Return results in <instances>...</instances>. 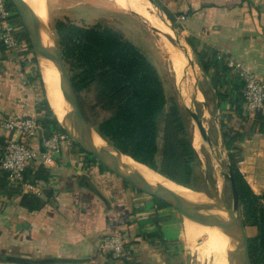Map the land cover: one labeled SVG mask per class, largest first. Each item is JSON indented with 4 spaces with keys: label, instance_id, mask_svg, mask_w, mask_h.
<instances>
[{
    "label": "crops",
    "instance_id": "obj_1",
    "mask_svg": "<svg viewBox=\"0 0 264 264\" xmlns=\"http://www.w3.org/2000/svg\"><path fill=\"white\" fill-rule=\"evenodd\" d=\"M119 1L123 4L120 8L138 18L133 13L135 9L151 14L156 10L161 18L160 12L164 11L173 19L172 23L167 20L169 25L177 28L178 38L184 39L193 56L192 47L210 57L221 55L223 72L219 74L218 89L205 74L203 92L207 91V100L199 89L203 104L205 100V106L219 114L220 127L221 116L225 123L233 116L229 105L239 95L236 77L226 62L240 61L264 83V0H194L195 5L182 21L178 15L187 8L185 0ZM22 31L17 25L16 35L22 38ZM27 55L24 49L14 51L0 45V118L43 116L37 103L44 89L35 76L36 72L40 76V64L36 56L33 62ZM253 123L254 119L248 135L234 151H238L239 172L252 191L261 195L264 133L255 132ZM42 136L44 131L34 140L38 146ZM0 137L9 139L16 135L0 131ZM90 158L74 147L63 151L51 164L30 162L24 178L37 186V192L22 191L16 183L0 180V264H20L5 260L7 255L55 259L30 264H180L176 242L171 241L178 238L181 213L156 206L149 196L136 193ZM27 194L41 201L37 210L28 211L21 206V198ZM112 204L117 205L123 217L120 230L125 239L124 253L117 258L99 249Z\"/></svg>",
    "mask_w": 264,
    "mask_h": 264
},
{
    "label": "trees",
    "instance_id": "obj_2",
    "mask_svg": "<svg viewBox=\"0 0 264 264\" xmlns=\"http://www.w3.org/2000/svg\"><path fill=\"white\" fill-rule=\"evenodd\" d=\"M7 7L14 10L9 0ZM162 13L172 23L173 19L164 11ZM14 17L22 26L18 16ZM54 30L75 94L95 78L100 77L103 80V105L108 104L110 114L95 124V130L100 137L128 154L134 161L150 167L170 180L192 187L198 155L187 137L183 115L175 101H172L164 120L162 146L159 147V117L166 105V98L161 78L151 61L120 32L99 23L82 27L70 21L58 20L54 24ZM17 37L27 44V56L35 62L25 30L22 31V38L18 35ZM188 44L192 47L191 43ZM192 50L201 71L210 79L213 87L218 89L219 74L220 71L223 72L221 63L214 55L210 57L193 47ZM35 76L41 83L38 72ZM236 84L239 90L238 82ZM37 106L43 115L37 120L45 136L55 131L64 133L43 90ZM263 110L245 109L239 91L228 109L233 112V116L228 117L226 123L221 116L220 123V140L228 152V165L234 175L238 212L247 236L251 264H264V188L261 195L252 191L236 166L235 157L238 151L234 150L238 149L240 141L248 135L252 119L255 132L264 133ZM4 140L6 138L0 137V141ZM74 146L78 147L75 143ZM78 149L85 154L79 147ZM159 151L161 158L158 162ZM90 160L104 168L94 158L91 157ZM135 192L144 194L138 190ZM150 199L158 207H169L160 200L152 197ZM21 206L33 211L41 206V201L37 196L27 194L22 196ZM175 242L176 240L171 241Z\"/></svg>",
    "mask_w": 264,
    "mask_h": 264
},
{
    "label": "rangeland",
    "instance_id": "obj_3",
    "mask_svg": "<svg viewBox=\"0 0 264 264\" xmlns=\"http://www.w3.org/2000/svg\"><path fill=\"white\" fill-rule=\"evenodd\" d=\"M27 1L34 14H36L37 12L35 10L37 8L36 6L41 9V14L37 12L39 16L37 14L35 16L37 18H41V20L44 19L42 20V22H44L45 26L50 31H52L54 35V24L58 20L70 21L82 27H88L95 23H99L102 26H108L120 32L124 38L130 40L151 61L161 78L166 98V105L161 116L159 117V147L162 146L164 120L169 112V107L172 101H175L180 108L181 114L183 115L187 137L190 142L192 143L193 134H195L196 136L198 135V140L193 141L192 143L193 146L197 149L198 155V161L194 171L195 179L193 180L192 187L204 192H209L212 196L222 200L229 207H231L232 199L227 176V166L230 161L228 159V152L224 149L219 138L221 132L219 126V114L212 109H208V106H205V100L204 104H201L195 98H193V90L191 91L190 95L191 98L194 99H192L194 104L188 102L183 97V95H181L180 89L175 83V80L171 74L170 64L167 60L168 58L164 54V50L155 35V31L148 30L142 23L140 18L136 17L134 14H131L129 11L123 10L122 8L117 6L116 2L118 0ZM159 25L162 24L159 23ZM18 26L20 29L22 28L19 23ZM169 28L172 32L171 36L178 38L176 33L177 28H173L170 25ZM161 29H163L164 31L163 25ZM181 40L184 41V39ZM172 43L175 47H177L173 41ZM169 45H171V43H169ZM189 51V54H191L193 61L196 63L195 56L192 55L191 50ZM184 56L187 57L186 55ZM196 65L197 87L198 89H200V91L202 89L201 92H203V89L205 88V77L199 65L197 63ZM54 76L55 75H53L54 89L55 91H58V89L56 88L60 85L56 84H59V81L58 79H56L57 77ZM102 85L103 80L100 77H97L87 86L76 93L81 111L93 129H95V124L97 122L110 114V108L108 104L106 103L103 105L105 100L101 91ZM188 86L191 90L192 83L190 82ZM60 90L62 91L61 88ZM203 94L207 100V91H204ZM59 95L64 96L65 94L62 91ZM187 105H192L200 115L202 114L201 117L204 120L202 121L205 127L206 134L209 138V142L201 138L194 120L185 110V106ZM58 107L61 112L68 116L69 111L67 108H63L61 106ZM75 148L77 149V151H79L78 147ZM160 158L161 151H159L157 155L158 162L160 161ZM237 160L238 157L236 156L235 161L237 162ZM198 212L199 210L196 209L187 213H183L180 216V222L178 224V238L176 239V249L180 255V264H231L230 247L220 235H217L216 233L214 234V232L211 231V234H214L215 237L209 236L208 238L205 227L195 226L190 223L188 224V220L193 218H200L198 217ZM210 228L215 229L213 223H211Z\"/></svg>",
    "mask_w": 264,
    "mask_h": 264
},
{
    "label": "water",
    "instance_id": "obj_4",
    "mask_svg": "<svg viewBox=\"0 0 264 264\" xmlns=\"http://www.w3.org/2000/svg\"><path fill=\"white\" fill-rule=\"evenodd\" d=\"M9 1L12 3L22 27L28 36L34 51V56L37 57V50H41L45 54V62L40 66V78L48 105H50V109L64 133L71 138L86 155L94 158L100 165L127 182L135 190L162 201L178 213L183 214L192 210L208 207L209 212L212 214L214 228L220 233L230 247L231 264H251L248 256L247 236L238 212V193L234 175L229 165L227 166V176L232 199L231 207L222 200L212 196L209 192L179 184L168 178H165L161 182H145L134 165L136 161L128 154L122 152L105 139L101 138L102 140L100 142H96L93 139L91 130L95 133L97 132L90 126L81 111L72 87L70 74L61 57L57 39L53 32L45 26L42 20L35 16L27 0ZM151 4L157 7L155 4ZM170 39L176 44L183 55H188L190 53L188 45L181 39L171 35ZM48 68L54 70L59 85L67 98L69 106L67 117H65L64 114H58L55 107L52 105V97L47 89L45 81V72ZM185 110L194 120L201 138L209 142L201 115L192 105L185 106ZM97 135L100 137L98 133ZM39 149L43 151L41 142ZM4 259L20 264H30L32 262L45 263L55 260H30L16 255H7Z\"/></svg>",
    "mask_w": 264,
    "mask_h": 264
},
{
    "label": "built area",
    "instance_id": "obj_5",
    "mask_svg": "<svg viewBox=\"0 0 264 264\" xmlns=\"http://www.w3.org/2000/svg\"><path fill=\"white\" fill-rule=\"evenodd\" d=\"M185 1L187 8L178 15L179 21H182L187 11L195 5L194 0ZM14 16H17L16 11L7 7V0H0V45L8 50H25L27 44L20 41L16 35L18 22ZM214 57L218 61L221 59L219 54H215ZM226 67L232 70L236 77L245 109L254 111L264 109V83L259 77L244 68L240 61L228 60ZM0 131L16 135L15 138L0 141V178L16 183L22 191L37 192L39 190L37 186L31 185L24 178V171L30 162L39 160L51 164L63 151L75 147L72 139L65 133L55 131L42 136L40 142L43 151H41L34 140L43 128L35 117L0 118ZM122 220L123 217L117 205L112 204L106 233L99 243V249L114 258L124 253L125 239L120 230Z\"/></svg>",
    "mask_w": 264,
    "mask_h": 264
},
{
    "label": "bare ground",
    "instance_id": "obj_6",
    "mask_svg": "<svg viewBox=\"0 0 264 264\" xmlns=\"http://www.w3.org/2000/svg\"><path fill=\"white\" fill-rule=\"evenodd\" d=\"M128 1L130 3H138L139 2V0H128ZM116 5L120 6V7L123 6V4L119 0L116 2ZM132 5H134V4H132ZM34 7H35V5H34ZM36 7L37 8L35 10L38 13L41 14V12H40L41 9H39L38 6H36ZM139 10L135 9L134 10L135 12H133V13H135L136 15H139L140 18H141V21L147 27H149L152 31H155V35H156L157 39L159 40L160 45L162 46V48L164 50V54L168 58L167 60H168V62L170 64L171 74H172V76H173V78L175 80V83L178 85V87L180 89L181 95H183V97L188 102L193 104V102L191 101V99H193V98H191V95H190L191 91L193 90V95H194L195 99L197 101H200L203 104V96H202L201 92L199 91V89L197 87V83H196L197 65L193 61V59L191 57V54H188V55H186L187 57H185L181 53V51L177 47H175L173 45V43H172V41L170 39V35H171L172 32H171V30L169 28V22L167 21V19L164 17V15L161 12L160 13L163 16L162 18H161V15L159 14V12L156 11V10H154L156 13H153V14H149L145 10H141V9H139ZM37 12H36V14L38 15ZM42 13H44V12H42ZM40 16H42V15H40ZM159 17H160V19H159ZM163 18L165 19L166 23H164V19ZM39 19L41 20V18H39ZM42 20H44V19H42ZM159 23L164 25V29H165L166 33L163 31V29L161 30V29L157 28V27H159ZM168 41H169V43H171L172 46L169 45ZM37 57H38V62L40 64V66L43 65V63L45 62V54H44V52L41 51V50H37ZM53 75L56 76L54 70L52 68L51 69L48 68V70L45 72V81H46L47 89L49 90V92L51 94V97H52L51 98L52 105L55 107L56 112L61 115V114H64V113L59 110L58 106H61L63 108L65 107V108L68 109V111H69V106H68V102H67L66 96L65 95L64 96L59 95L62 92L60 90L61 87L58 86L56 88V89H58V91H55L54 85H53ZM190 82L192 83L191 90L189 89V86H188V84ZM56 85H59V84H56ZM64 112H66V111H64ZM65 117H67V116L65 115ZM91 135H92L93 139L96 142H100L102 140L101 137H99L97 135V133H95L92 130H91ZM197 136L195 134H193L192 143H193V141L198 140ZM134 165H135L136 169L138 170V172L140 173L141 177L147 183L161 182V181H163L165 179L162 175H160L155 170L151 169L150 167H148V166H146L144 164L134 162ZM198 217H200V218H195V219L193 218V219L188 220V224L190 223V224H193L195 226L205 227V229H206L205 231L207 233L208 238H209V236L215 237V235H214L215 233L217 235H220V233L216 229H211L210 228L211 227V223H212V216L209 213L208 207L200 208L199 212H198ZM211 231H213L214 234H211ZM201 233H202V231H201Z\"/></svg>",
    "mask_w": 264,
    "mask_h": 264
}]
</instances>
